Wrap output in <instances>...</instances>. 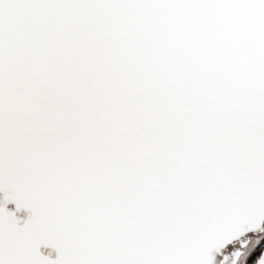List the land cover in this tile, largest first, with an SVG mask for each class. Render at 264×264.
Instances as JSON below:
<instances>
[{"label": "snow or ice", "instance_id": "1", "mask_svg": "<svg viewBox=\"0 0 264 264\" xmlns=\"http://www.w3.org/2000/svg\"><path fill=\"white\" fill-rule=\"evenodd\" d=\"M0 264H264V0H0Z\"/></svg>", "mask_w": 264, "mask_h": 264}, {"label": "flooded vegetation", "instance_id": "2", "mask_svg": "<svg viewBox=\"0 0 264 264\" xmlns=\"http://www.w3.org/2000/svg\"><path fill=\"white\" fill-rule=\"evenodd\" d=\"M7 207H8L9 209H11V210H14V209H15V205H14V204H11V203L8 204ZM17 215H18L19 217L23 218V217H26L27 213L24 212V211H21V212L17 213ZM41 252H42L43 254H45V255H48V254L50 253L49 248H43V247L41 248ZM51 255H52V254H51Z\"/></svg>", "mask_w": 264, "mask_h": 264}, {"label": "water", "instance_id": "3", "mask_svg": "<svg viewBox=\"0 0 264 264\" xmlns=\"http://www.w3.org/2000/svg\"><path fill=\"white\" fill-rule=\"evenodd\" d=\"M49 251H50L49 254H52L51 256L54 258L56 255L55 251L53 249H50V248H49Z\"/></svg>", "mask_w": 264, "mask_h": 264}]
</instances>
